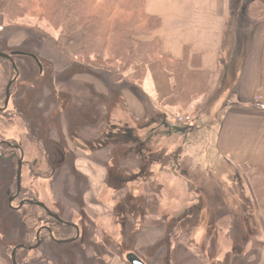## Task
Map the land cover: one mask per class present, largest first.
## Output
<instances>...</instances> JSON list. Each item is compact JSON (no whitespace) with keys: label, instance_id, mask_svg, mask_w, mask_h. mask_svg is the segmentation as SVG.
Instances as JSON below:
<instances>
[{"label":"rangeland","instance_id":"obj_1","mask_svg":"<svg viewBox=\"0 0 264 264\" xmlns=\"http://www.w3.org/2000/svg\"><path fill=\"white\" fill-rule=\"evenodd\" d=\"M239 1L231 0V3L236 6ZM241 2L245 4L246 0ZM33 5L30 12L11 18L2 13L0 0V30L21 29L27 33L24 40L13 47L6 46L1 33L0 52L19 50L35 54L39 45L44 44L43 40L53 41L57 50L62 51L74 32H79L83 40L82 30L76 29L59 47L57 38L61 28L47 22L37 2L34 1ZM99 5L100 1L95 0L89 7L95 12ZM114 17L121 16L115 14ZM151 36L152 33L139 38L151 40ZM79 50L74 54L72 69L67 67L58 75L52 73L50 64L43 58L37 57L39 68L28 56H14L19 76L10 86V98L4 110L6 113H0V141L19 145L23 154L20 189L24 192L20 193L19 189L11 205L16 208L22 198L40 201L63 221L74 223L79 229L77 240L70 243H55L49 239V234L41 233L39 237L45 240L35 249L21 252L20 264H107V259L113 254L124 259V253L135 251V232L146 224L162 227L161 217H165L166 226H169L170 244L180 232L185 233L186 242H193L195 235H190V230L196 231L197 228L193 227L202 225L200 245L203 250L199 251L207 264H216L215 254L219 253L217 264H224L221 259L239 252L240 255L247 245L256 247L264 238L258 236L260 228H264V179L256 170L230 164L227 166L225 162L224 167L214 161L211 137L215 126L212 121L218 115L211 105L212 101L206 103L205 88H199V94L191 101L179 99L177 105H165L166 98L162 105L170 110L166 115L169 123H166L164 116L159 115L157 121L153 120L157 124L150 126L153 138L146 137L147 132L143 128L149 122L140 123L145 126L142 128L137 123L119 121L120 111L116 105L121 104L122 100L114 92L111 83L113 79L119 78L129 88L127 84L130 82L122 74L113 72L112 69L117 68L118 63H108L106 55L99 59L93 50L78 54ZM2 59L0 108L3 107L4 88L12 76L10 70H13L11 64ZM162 65L166 70L165 65ZM39 73L42 75L38 76ZM78 73L88 75L93 82L88 86L82 85V81L71 79ZM167 73L172 79L178 77ZM178 79L181 88L182 78ZM97 82L106 86L105 95L93 87V83ZM64 87L71 89L68 91L72 92L73 97L66 93ZM132 87L129 89L135 91V86ZM121 115L125 116L124 113ZM160 120H165L162 121L165 127ZM192 120L195 130L187 136H194L190 137L193 155H187L189 142L185 140L184 134L189 125L183 123ZM137 128L144 132L142 137ZM145 130L148 131V127ZM132 135L137 137L138 144L129 143ZM169 135L173 139L168 140ZM103 144H107L110 154L109 162L105 164L106 171L113 163L115 165L110 167V172H106L104 186L95 200L108 212L96 215V218L87 209L84 198L87 179L78 171L76 163L83 157L100 163L94 155H84L83 150H92ZM163 147L167 150L164 151ZM124 148H142L140 153L143 156L124 155ZM11 152L5 145L0 146V262L3 264H11L10 254L14 246L32 242L39 226L53 221L40 207L31 209L26 204L16 210L8 207V197L16 192L17 159L21 157L18 151L14 152V156ZM148 153L155 154L153 157L156 160H149ZM195 164L196 167H192ZM169 166L173 168L171 172L168 171ZM111 174L113 176H109ZM167 178L177 182L171 193L164 192L158 183ZM178 180L185 181V184L178 183ZM134 193L139 197L132 196ZM162 197L163 203L160 202ZM120 204L124 211L120 214L125 215L116 216L115 209ZM126 209L128 212H125ZM146 212H151L154 219L142 218ZM182 214V219L177 217ZM30 215L36 218L33 228ZM116 226L119 236L114 233ZM67 232L70 238L75 235L74 229ZM56 233L54 229V237ZM166 240L167 236L164 235L154 248L138 250L136 253L145 264H168V253H163V248L166 251L169 244Z\"/></svg>","mask_w":264,"mask_h":264},{"label":"crops","instance_id":"obj_2","mask_svg":"<svg viewBox=\"0 0 264 264\" xmlns=\"http://www.w3.org/2000/svg\"><path fill=\"white\" fill-rule=\"evenodd\" d=\"M249 1L246 0L245 4H242L240 0L235 6L231 0H146L144 10L146 14L159 19V27L152 33L150 39L157 38L159 40L161 55L185 62L195 75L204 77L206 103L209 104L212 101L211 105L214 106V111L218 115L212 121L215 126L211 137L214 161L224 167H226L225 164H230L257 170L264 179V105L262 104L264 103V89L261 86L263 80L264 15L260 19L251 20L249 14H246L249 9ZM262 1L264 3V0ZM235 11L236 13H234ZM1 33L7 47L21 43L27 34L21 29L10 28L5 32L0 30V35ZM43 43V45H39L35 54H32L49 63L52 73L57 75L63 73L65 68H71L75 62V52L83 46L79 32L72 34L62 51H58L55 43L51 40H43ZM41 75V73L38 74V76ZM71 79L82 81V85L88 86L93 82L84 73H78ZM111 86L115 88L114 92L122 100L121 104L116 105L120 111L119 121L124 120L125 123L128 121L131 124L139 125L149 122L146 127L143 124L140 126L145 127L143 130L147 132L146 137L153 138L154 134L150 135L152 133L150 128L157 124L155 121L158 120L159 115L164 116L166 123H169L166 115L170 110L162 104L171 95L173 89L180 88V83L178 77L173 79L169 77L161 61L156 60L147 66L143 83L138 85L135 91L124 86L119 78L113 79ZM67 87H64L66 93L72 96V92L68 91L71 89H67ZM93 87L105 95V85L97 82L93 83ZM123 113L125 116L121 115ZM156 117L157 119H155ZM165 120H160L161 124ZM116 123L119 124V122ZM194 123L193 121L192 125L188 126V130H185L186 134H184L185 140L189 142L187 155H193L190 150V137L194 136L187 135L194 132ZM105 125L104 121V128ZM147 127L148 131L145 130ZM137 131L140 137L144 135L140 128H137ZM169 139H173L172 135L168 136ZM147 143L150 144L148 141ZM151 144L153 145V142ZM162 149L167 150L166 147ZM83 151L84 155L90 153L96 160H100L98 163L92 161L94 159L83 157L76 163L78 171L87 179V190L84 196L87 209L93 212L95 217L96 215H105L108 212L107 209L95 200L98 199L104 186L107 172L105 164L110 159L109 150L107 147H95L93 150ZM178 156H180V152ZM196 165L192 167H196ZM172 166H169V172L173 170ZM158 183L161 184L164 192L171 193L173 192L171 191L172 187L177 182L176 180L172 182L170 178H167L158 181ZM178 183L185 184V181L178 180ZM132 196L139 197L137 193ZM161 196L163 195L161 194ZM162 201L164 202L163 197L160 202ZM181 212L179 208V213ZM141 217L154 219L151 212H146ZM177 217L184 216L182 214ZM161 219L163 220L160 223L162 227L147 224L140 227L134 235L135 251L127 252L137 254L138 250L154 248L164 238V235L169 236L170 229L169 226H166L165 217H161ZM193 228H197L196 231L192 229L189 232L190 235H195L193 242L192 240L186 242L185 233L180 232L172 244H168L166 251L163 248V253L166 255L168 253V264H207L201 255L203 250L200 245L202 244V225ZM114 233L119 236L117 226ZM258 233L262 239L264 228L261 227ZM254 246L247 245V249L240 255L231 254L228 258L222 257L221 260L227 261L225 264H264V238L256 247ZM218 256L219 253L215 254L216 264ZM107 260V264H128L124 259L114 254ZM0 264L3 263L0 262Z\"/></svg>","mask_w":264,"mask_h":264},{"label":"trees","instance_id":"obj_3","mask_svg":"<svg viewBox=\"0 0 264 264\" xmlns=\"http://www.w3.org/2000/svg\"><path fill=\"white\" fill-rule=\"evenodd\" d=\"M34 1L41 6L43 15L47 22L54 27L61 28L59 38H57V45L59 47L62 46L74 30L81 29L83 32V46L77 53L83 54L93 50L99 59L106 55L108 63L113 64V62H117V68L112 70L114 73L122 74L129 80L130 84H127L130 85L128 86L129 88H133L132 86H135L134 88L138 87V82L145 77L147 66L155 60H160L165 65V68L169 73L182 78L181 80L183 85L180 90H174L166 99L165 105H177L179 104V99L191 101L195 95L199 94V88H205L204 77L195 75L187 67L185 62L176 61L167 56L161 55L160 43L157 38H153L151 40H143L139 38L144 35H150L159 27L160 24L157 17L150 16L145 13L144 6L146 0H99L100 5L98 10L95 12L90 9L91 7H89L93 4V2H95V0H1V11L3 14L9 15L11 18L19 17L33 9ZM115 14H120L121 17L115 18ZM246 14H249L251 20H257L263 17V1L250 0L249 9L246 11ZM2 60L6 61L5 59ZM99 65L104 66L102 64ZM10 74L13 76L14 72L10 70ZM261 86L264 89V54L263 80ZM4 98L5 88L2 100H4ZM2 111L3 109H0V113H6V111ZM118 140L119 139H117V141ZM129 143L132 145L138 144L137 137L132 135ZM144 145L145 144H142L141 146L146 148ZM100 146L107 147V144ZM141 150L143 149L135 148L129 150L124 148L122 153L124 155L135 154L136 156H143L140 153ZM117 156L120 157V155ZM153 156H155V154L148 153L147 155L149 160L152 159V161H154L156 159ZM157 156L159 157V154H157ZM113 165H115V163H113L112 166ZM110 167H108L109 169L107 172H110ZM109 176L113 175L111 174ZM118 181L120 180L118 179ZM117 185L118 184L115 185V188ZM22 191L24 192L21 188L20 193ZM23 199L25 198H22L21 200ZM29 200L35 201L30 198ZM25 204L31 209H35L37 207L33 203ZM192 207L193 205L189 209L191 210ZM122 208L121 204L116 207V216L125 215L120 214V212H124ZM126 210L127 211L125 212H128V209ZM30 216L32 219L31 226L33 228L35 227L34 224L36 222V218L34 215ZM121 223L123 226L121 227L124 229L125 226L123 225V222ZM56 225L57 226L54 228L57 230L55 236L56 239L64 240L70 238L67 231L71 229V227L60 224ZM35 242L36 238L32 242L26 243V245H32L35 244ZM166 242L169 243L168 236ZM25 251H27L25 248H19L16 250V264H20V253Z\"/></svg>","mask_w":264,"mask_h":264},{"label":"water","instance_id":"obj_4","mask_svg":"<svg viewBox=\"0 0 264 264\" xmlns=\"http://www.w3.org/2000/svg\"><path fill=\"white\" fill-rule=\"evenodd\" d=\"M17 55H26V53L24 52H21V51H11L10 53H2L0 52V58H3V59H6L8 60L10 63H11V66H12V69L14 71V76L12 79H10L6 86H5V99H4V102H3V107L2 109H5L7 107V104H8V100H9V96H10V93H9V89H10V86L12 84V82L17 78L18 76V71H17V68L15 66V63L13 61V57L14 56H17ZM32 58H34V60L36 61V63L38 64L39 68H40V64L38 62V60L33 56L31 55ZM2 142H0L1 144ZM21 167H22V156L17 160V170H16V192L15 194L11 195L8 197L7 199V203H8V206L10 208H14L12 207L11 203L13 202V200L17 197L18 195V192H19V189H20V180H21ZM7 195H9V192H7ZM25 203H33L35 204L36 206H39L41 208H43L45 210V212L47 213L48 216L50 217H53L55 220L57 221H61V219L51 213L49 211V209H47L45 207V205L41 202H38V201H31V200H23L21 202H19L18 206L16 208H20L21 206H23ZM64 224L66 225H69V226H73L75 228V231H76V235L74 238H71V239H68V240H58V239H54L53 236H50V238L52 240H54L56 243H60V242H71V241H74L78 235H79V229L77 228V226L73 223H70V222H65ZM50 235H51V232L50 230H48ZM38 234H39V230L37 231L36 233V236L38 237ZM41 243V240H38L37 243L35 245H31V246H25L24 244H18L16 245L12 251H11V254H10V259H11V264H16V260H15V253H16V250L19 249V248H25V249H28V250H31V249H35L36 247H38ZM126 262L128 264H144V262L134 253L132 252H129V253H126L125 256H124Z\"/></svg>","mask_w":264,"mask_h":264},{"label":"flooded vegetation","instance_id":"obj_5","mask_svg":"<svg viewBox=\"0 0 264 264\" xmlns=\"http://www.w3.org/2000/svg\"><path fill=\"white\" fill-rule=\"evenodd\" d=\"M6 109V108H5ZM5 109H3V111L5 110ZM0 142H2L1 144H0V146H2V145H5L9 150H11L12 152V156H14L15 154H14V152L15 151H18L19 153H20V155L22 156V158H23V154H22V151H21V149H20V147H19V145H17V144H13V143H10V142H8V141H4V140H1ZM19 159V158H18ZM17 159V160H18ZM38 202H40V201H38ZM42 203V202H41ZM44 204V203H43ZM45 205V204H44ZM37 207H39V206H37ZM46 207V206H45ZM41 208V207H40ZM47 208V207H46ZM41 209H43V208H41ZM48 209V208H47ZM44 210V209H43ZM50 211V210H49ZM44 212H45V210H44ZM51 213H53L52 211H50ZM45 214L47 215V213L45 212ZM53 214H55V213H53ZM55 215H57V214H55ZM48 216V215H47ZM58 216V215H57ZM50 217V216H49ZM59 217V216H58ZM50 218H52L53 219V221L52 222H50L48 225H46V224H42V225H40L39 226V234H38V239L36 238V242H35V244L37 243V241L38 240H41L42 242L45 240V239H43V238H41V237H39V235L41 234V233H43V232H45V233H47V234H50L49 233V231L48 230H50V232L53 234V231H54V225H56V224H60V225H63V226H68V227H71V229H74L75 230V228L73 227V226H69V225H66V224H64L65 223V221H63L60 217V219H61V221H57V220H55L53 217H50ZM53 223V225H51ZM74 224V223H73ZM76 225V224H75ZM78 228V227H77ZM49 236V235H48ZM67 239H70V238H67ZM67 239H64V240H67ZM34 244V245H35ZM33 245V244H32Z\"/></svg>","mask_w":264,"mask_h":264},{"label":"built area","instance_id":"obj_6","mask_svg":"<svg viewBox=\"0 0 264 264\" xmlns=\"http://www.w3.org/2000/svg\"><path fill=\"white\" fill-rule=\"evenodd\" d=\"M264 105V103H262ZM190 121V120H189ZM186 123H189V122H186Z\"/></svg>","mask_w":264,"mask_h":264}]
</instances>
